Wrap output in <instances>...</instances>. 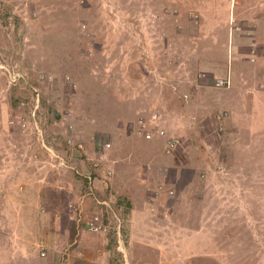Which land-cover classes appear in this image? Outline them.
<instances>
[{
  "label": "rangeland",
  "instance_id": "obj_1",
  "mask_svg": "<svg viewBox=\"0 0 264 264\" xmlns=\"http://www.w3.org/2000/svg\"><path fill=\"white\" fill-rule=\"evenodd\" d=\"M242 14L264 42V0H0V264H264V92L215 122Z\"/></svg>",
  "mask_w": 264,
  "mask_h": 264
},
{
  "label": "crops",
  "instance_id": "obj_2",
  "mask_svg": "<svg viewBox=\"0 0 264 264\" xmlns=\"http://www.w3.org/2000/svg\"><path fill=\"white\" fill-rule=\"evenodd\" d=\"M237 1V0H236ZM235 16V15H234ZM237 18L239 17L240 20L246 21L250 25H247L246 30L242 32V36L246 37H251L249 41H241L239 42V45L236 46L234 36H233V30L231 32V35L233 37V47L229 46L228 48L230 50H233V52H237L240 55L241 60L236 63L234 62L233 58L231 59L230 57L225 56V59L223 60V64L228 66V63H231L232 65L230 66L231 70L230 72L226 69L225 73L226 80H229V84L227 86H224L225 89L222 90V100L223 105H220L218 107H215L216 113H215V122L218 124L219 128L222 130H225V128H228L227 130H230V127L234 128V131L229 132V140L231 143L234 141L236 142V139H246V136H242L239 131H241L239 127V115L233 111L232 109V97H231V90L238 89L237 86L241 88L242 91L240 92H247L249 93V97L254 98L258 96L259 93L264 92V42L263 41H257V37L260 39V35H258V23L254 20L255 17H250L248 14H242L241 16H236ZM255 23H254V21ZM234 29V27H233ZM256 30V33L254 32ZM231 31V30H230ZM237 33V32H235ZM240 36V34H237ZM230 40L232 38L230 37ZM263 42V44H261ZM240 44L243 46L240 47ZM236 48V49H235ZM226 50V48H225ZM246 56V57H245ZM235 57V54H234ZM219 64V63H216ZM249 71L257 72V77L248 75L247 73ZM261 74V75H258ZM216 100H219V97H216ZM258 101V100H257ZM248 116L247 118L243 121L242 124H248L249 118L252 117V112L253 109H256L259 113V120L262 117V113L264 111L259 109L256 106V102L252 101L249 106H248ZM135 116V115H134ZM131 117V116H130ZM134 123H131V127H128V137L129 141L127 144L128 150V158L132 160L133 163H138L140 166L141 164L142 169L145 168V163L143 161H146V158L148 157L147 153L151 154H158L160 153L161 149L159 148L158 144L156 143H151L150 140H157L161 143L164 141L165 135H161L159 131L153 132V136L151 138H147L146 132H152V128L149 126H146L144 123V119L140 120L139 118L134 120ZM147 122V121H146ZM129 125V126H130ZM145 126V127H144ZM248 127V126H247ZM260 129V128H259ZM243 131H247L243 129ZM225 132V131H224ZM228 132V131H227ZM167 142V141H166ZM167 146V143H166ZM168 148V146L166 147ZM89 176V175H86ZM30 178V177H29ZM28 178V179H29ZM94 179H99V175H95ZM106 181V180H105ZM117 192L118 191L115 190ZM112 193V192H111ZM113 194V193H112ZM115 207L114 205H112ZM136 210L134 205H131L129 208L130 211V216L132 213ZM137 212L134 213V216H136Z\"/></svg>",
  "mask_w": 264,
  "mask_h": 264
},
{
  "label": "built area",
  "instance_id": "obj_3",
  "mask_svg": "<svg viewBox=\"0 0 264 264\" xmlns=\"http://www.w3.org/2000/svg\"><path fill=\"white\" fill-rule=\"evenodd\" d=\"M229 83L228 80H224V79H218L217 80V86H226ZM162 133H165V131H162ZM150 136V135H149ZM174 144H176L174 141L170 142V145L173 146ZM91 224V228L95 231H98L101 229L102 225L99 223V219L98 217H96L95 220L90 222Z\"/></svg>",
  "mask_w": 264,
  "mask_h": 264
},
{
  "label": "clouds",
  "instance_id": "obj_4",
  "mask_svg": "<svg viewBox=\"0 0 264 264\" xmlns=\"http://www.w3.org/2000/svg\"><path fill=\"white\" fill-rule=\"evenodd\" d=\"M228 81H229V80H228ZM161 131H164V130H159V133H160L161 135H165V133H162ZM149 135H150V136H149ZM146 136H147V138H151V137L153 136V132H151V133L148 132V133L146 134ZM170 142H171V140L169 139V140H168V149L170 148V145H169Z\"/></svg>",
  "mask_w": 264,
  "mask_h": 264
}]
</instances>
